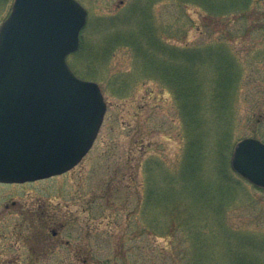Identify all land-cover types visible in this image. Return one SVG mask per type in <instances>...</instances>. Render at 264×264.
<instances>
[{"label":"rangeland","instance_id":"obj_1","mask_svg":"<svg viewBox=\"0 0 264 264\" xmlns=\"http://www.w3.org/2000/svg\"><path fill=\"white\" fill-rule=\"evenodd\" d=\"M77 1L67 61L102 90L103 124L69 172L0 186V230L31 223L38 264H264V190L230 163L264 142V0Z\"/></svg>","mask_w":264,"mask_h":264},{"label":"water","instance_id":"obj_2","mask_svg":"<svg viewBox=\"0 0 264 264\" xmlns=\"http://www.w3.org/2000/svg\"><path fill=\"white\" fill-rule=\"evenodd\" d=\"M87 16L77 0L14 1L0 28V182L65 173L92 148L107 104L67 63ZM230 163L264 189L263 142L242 139Z\"/></svg>","mask_w":264,"mask_h":264},{"label":"flooded vegetation","instance_id":"obj_3","mask_svg":"<svg viewBox=\"0 0 264 264\" xmlns=\"http://www.w3.org/2000/svg\"><path fill=\"white\" fill-rule=\"evenodd\" d=\"M28 183L24 184H7V183H0V186H7V187H17V186H25ZM17 201L12 202V206H16ZM8 208V206H7ZM31 212V211H29ZM27 212V213H29ZM26 218H32L26 216ZM54 223V222H53ZM28 224V223H27ZM5 229L3 227L0 230V247H2V241L6 242L4 244V251L0 253V256H3L4 259H0V264H38L39 257L34 255L33 251V225L29 223L28 225H24L22 229L25 230V233L20 232V235L17 236H10L5 233ZM19 229L18 226L15 227V230ZM53 236L57 235L56 231L52 232ZM14 239L16 241H10V239ZM22 239V242L19 243L18 239ZM24 249V252L21 251ZM87 260H84V263Z\"/></svg>","mask_w":264,"mask_h":264},{"label":"trees","instance_id":"obj_4","mask_svg":"<svg viewBox=\"0 0 264 264\" xmlns=\"http://www.w3.org/2000/svg\"><path fill=\"white\" fill-rule=\"evenodd\" d=\"M230 67H231L230 65H226V73L230 70ZM232 74H233V72L231 71V73H230V74H227V75H232ZM179 96L182 97L180 92H179ZM185 96H186L188 99H190L192 95L190 96L189 94H186ZM183 104H184V106H186V105H185V102H183ZM185 111H186V113H190L189 110H187V108H186ZM148 192H149V193H148V195H147V197H146V202H147V203H149V202H152V203H153L154 198H155L156 195H157V191L154 190L153 188H150Z\"/></svg>","mask_w":264,"mask_h":264}]
</instances>
